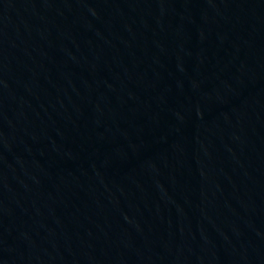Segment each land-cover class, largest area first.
I'll use <instances>...</instances> for the list:
<instances>
[{
	"label": "water",
	"instance_id": "1",
	"mask_svg": "<svg viewBox=\"0 0 264 264\" xmlns=\"http://www.w3.org/2000/svg\"><path fill=\"white\" fill-rule=\"evenodd\" d=\"M8 264H264V0H137Z\"/></svg>",
	"mask_w": 264,
	"mask_h": 264
}]
</instances>
